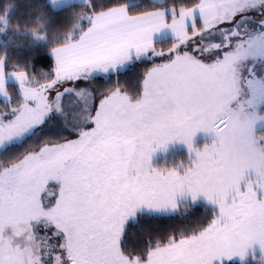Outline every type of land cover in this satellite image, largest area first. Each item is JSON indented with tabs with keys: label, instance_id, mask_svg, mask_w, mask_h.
Instances as JSON below:
<instances>
[{
	"label": "snow or ice",
	"instance_id": "obj_1",
	"mask_svg": "<svg viewBox=\"0 0 264 264\" xmlns=\"http://www.w3.org/2000/svg\"><path fill=\"white\" fill-rule=\"evenodd\" d=\"M178 2L79 0L84 10L71 14L77 23L49 52L53 68L40 79L7 71L0 57L8 105L0 153L57 121L75 136L0 163V264H264V0ZM0 13V34L18 31L9 28L7 4ZM165 40L174 43L157 50ZM157 57L167 59L143 74L138 93L118 81L76 87ZM9 83L18 86L15 107ZM66 96L76 98L67 107ZM198 131L206 134L202 149ZM170 141L186 145L187 164L154 166L157 145ZM201 202L213 210L206 226L149 240L139 253L124 247L141 218Z\"/></svg>",
	"mask_w": 264,
	"mask_h": 264
},
{
	"label": "trees",
	"instance_id": "obj_2",
	"mask_svg": "<svg viewBox=\"0 0 264 264\" xmlns=\"http://www.w3.org/2000/svg\"><path fill=\"white\" fill-rule=\"evenodd\" d=\"M199 0H179L176 6H191ZM121 3L125 0H120ZM146 4L148 0H143ZM9 6V28L18 31H9L7 34H0V57H6L7 71H26L30 78L40 79L45 73H50L54 60L49 55L52 48L62 43L65 33L72 30L77 23L71 16L72 13L81 12L84 9L79 6V2H71L59 8H54L49 0H0V10L5 5ZM169 6H172L170 0ZM151 10V9H148ZM2 14V13H0ZM37 33L44 36V41H34L32 34ZM54 38H57L54 40ZM172 40L155 43L156 46L168 44ZM7 45V47H5ZM144 66L132 67L123 73V77L115 80L119 86L128 93H133L140 88L139 82L143 76ZM112 78V77H111ZM101 79V78H100ZM41 83L45 81L40 80ZM102 87L95 84L96 88H112L111 79H103ZM17 85L10 83L7 85L9 92H15ZM99 97V96H97ZM59 122H53L42 129L43 135L32 137L25 142L23 148L14 149L11 153H4L0 157V163H10L18 155L28 149L29 145H41L45 141H52L60 128ZM213 210L205 204H197L180 211L177 215L166 217L141 218V222L131 225L125 234V244L128 250L139 253L148 247L147 241L155 242L158 239L166 240L169 235L185 230L191 233L193 230L202 228L210 221ZM229 264H240V261H230ZM248 264H255L249 259Z\"/></svg>",
	"mask_w": 264,
	"mask_h": 264
},
{
	"label": "rangeland",
	"instance_id": "obj_3",
	"mask_svg": "<svg viewBox=\"0 0 264 264\" xmlns=\"http://www.w3.org/2000/svg\"><path fill=\"white\" fill-rule=\"evenodd\" d=\"M191 6H184V7H191ZM250 15H255V14L254 13H250ZM169 21L171 22V17H169ZM189 31L191 32V30H189ZM173 43H174V41H171L169 43V45L168 44L166 45L164 43V44H162L160 46H156V48H157V50L167 51V49L170 48ZM165 59H167V57H163V58L157 57L151 62H147V61L139 62V63H136V64L130 66L129 69L132 68V67H137V66L143 67L144 66V70H143V74H144L151 67H153L154 64H159V63L163 62V60H165ZM128 70H126V71H128ZM124 72H122L118 76H113L111 78V82L112 83L114 82L113 83V87L116 86L115 80L116 79L120 80V77L124 76L123 75ZM143 78H144V75L142 76V78L140 79V82H139L140 88H138V90L136 92H133V93H138L141 90V84H142ZM103 79H106V78L103 77V76H98L96 79H93L91 82L78 81L77 84H76V87L77 88L97 89L95 87V84L97 86L100 85L102 87V85L104 84ZM69 84H70V82L68 84H65V85L61 86L60 90L62 91L63 87H67V86H69ZM129 94H132V93H129ZM9 95L12 98V101H13L10 106L11 107H15L16 106V100H17V90H15V92H9ZM51 95H53V94H50V98H51ZM75 99L76 98L74 96H66L63 99V103L67 107L68 101L69 100H75ZM98 103H99V97H97V100H95V103L93 104V107L98 106ZM7 107H8V105H6L3 102V100H0V110H7ZM77 113H80V108L79 107H77L75 109V112L73 113V115H75ZM69 119H71V117H69ZM58 131H59V129H58ZM58 131H56V132H58ZM205 135L206 134L203 131H198L195 134V136L193 138V141H194V144L196 145L197 148H201L202 149L204 147L205 143H207V141L205 140ZM74 138H75V136L70 138V139H74ZM67 139H69V138L67 137ZM60 142H62V141H60ZM50 143H54V142L53 141H45V142L41 143V145L50 144ZM3 156H4V153H0V157H3ZM188 158H189V154H188V150H187V147H186L185 144H183L180 141H170V142H161V144L157 145L155 152L152 154V161L151 162H152V164L154 166H156L158 168L172 169V168H175L177 165H179L181 163L187 164ZM15 160L12 161V162H15ZM12 162H10V163H12ZM50 187L52 189V192L54 193V195L51 197V201L54 202L55 194L58 193V189L54 185H51ZM201 204H204V203L201 202ZM188 207H191V205H189L187 207H183L182 206L180 208L179 212L184 210V209H186V208H188ZM40 235H45V233L41 232ZM48 235H51V233H48ZM49 243H57V241L53 240V241H49ZM55 254H58V253H54V255ZM232 261H239V260H232ZM49 264H54V261H50Z\"/></svg>",
	"mask_w": 264,
	"mask_h": 264
},
{
	"label": "crops",
	"instance_id": "obj_4",
	"mask_svg": "<svg viewBox=\"0 0 264 264\" xmlns=\"http://www.w3.org/2000/svg\"><path fill=\"white\" fill-rule=\"evenodd\" d=\"M49 2H50V4L52 5V3H51V0H49ZM71 2H79V0H61V3L60 4H58V5H56V6H53L52 5V7H54V8H59V7H61V6H63V5H66V4H68V3H71ZM170 22V21H169ZM59 46V45H58ZM57 47V46H56ZM10 84V83H9ZM65 98V97H64ZM63 98V99H64ZM96 100H97V98H96ZM58 122V121H57ZM47 126V125H46ZM69 127H71V125H69ZM57 131H58V129H57ZM52 134H55L56 136L54 137L55 139L54 140H52L54 143H59L60 141H62L63 142V138H72V137H74V135L71 133V132H69L68 131V129L67 128H63V126H60V128H59V131L58 132H56V131H52Z\"/></svg>",
	"mask_w": 264,
	"mask_h": 264
}]
</instances>
